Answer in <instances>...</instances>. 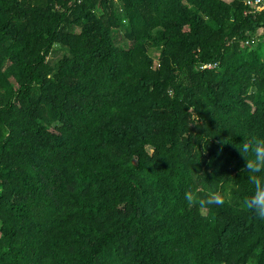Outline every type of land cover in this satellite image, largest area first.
<instances>
[{
    "label": "trees",
    "instance_id": "1",
    "mask_svg": "<svg viewBox=\"0 0 264 264\" xmlns=\"http://www.w3.org/2000/svg\"><path fill=\"white\" fill-rule=\"evenodd\" d=\"M250 135L264 10L0 0V264H264L241 204ZM218 177L240 187L230 202L185 205Z\"/></svg>",
    "mask_w": 264,
    "mask_h": 264
},
{
    "label": "clouds",
    "instance_id": "2",
    "mask_svg": "<svg viewBox=\"0 0 264 264\" xmlns=\"http://www.w3.org/2000/svg\"><path fill=\"white\" fill-rule=\"evenodd\" d=\"M236 147L246 161L242 172L246 176L247 188L243 192L241 204L256 219L264 222V137L250 135ZM220 177L215 178L216 183H211L214 179L208 182L203 178L202 187H187L183 192L185 205L190 208L211 207L230 202L233 194L240 192V187L232 183L226 188Z\"/></svg>",
    "mask_w": 264,
    "mask_h": 264
},
{
    "label": "built area",
    "instance_id": "3",
    "mask_svg": "<svg viewBox=\"0 0 264 264\" xmlns=\"http://www.w3.org/2000/svg\"><path fill=\"white\" fill-rule=\"evenodd\" d=\"M244 3L246 5V11L247 12H258L261 10H264V0H244ZM249 40H245V43H248ZM253 41V40H251ZM215 62H205L200 65L201 68H212L214 67Z\"/></svg>",
    "mask_w": 264,
    "mask_h": 264
},
{
    "label": "rangeland",
    "instance_id": "4",
    "mask_svg": "<svg viewBox=\"0 0 264 264\" xmlns=\"http://www.w3.org/2000/svg\"><path fill=\"white\" fill-rule=\"evenodd\" d=\"M149 150V149H148Z\"/></svg>",
    "mask_w": 264,
    "mask_h": 264
}]
</instances>
